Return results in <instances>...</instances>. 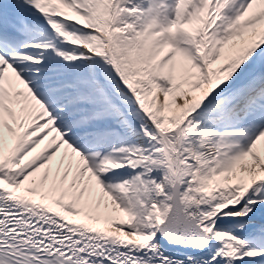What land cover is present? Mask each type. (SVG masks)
<instances>
[{"label": "snow or ice", "instance_id": "6c2138e0", "mask_svg": "<svg viewBox=\"0 0 264 264\" xmlns=\"http://www.w3.org/2000/svg\"><path fill=\"white\" fill-rule=\"evenodd\" d=\"M0 264H264V0H0Z\"/></svg>", "mask_w": 264, "mask_h": 264}]
</instances>
